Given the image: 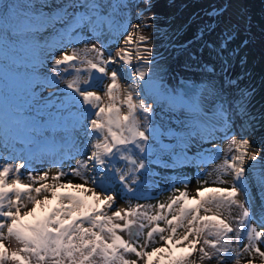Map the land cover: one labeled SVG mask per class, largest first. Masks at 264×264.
Instances as JSON below:
<instances>
[{
  "label": "snow or ice",
  "instance_id": "6c2138e0",
  "mask_svg": "<svg viewBox=\"0 0 264 264\" xmlns=\"http://www.w3.org/2000/svg\"><path fill=\"white\" fill-rule=\"evenodd\" d=\"M50 7L0 0V143L7 148L10 141L19 142L26 153L19 163L0 156V264H240L245 254L246 264L256 257L264 264V230L251 223L249 183L264 204V140L250 135L258 123L251 90L224 78L232 57L248 44L241 36L244 15L202 45L215 57L197 62L202 82L181 79L180 87H169L155 37L144 34L154 28V17L146 15L153 0H64L51 13L41 10ZM133 9L137 23L131 22ZM220 15L218 9L208 13L213 26L205 25L200 39L216 31ZM72 36L81 37L72 42L85 47L63 51ZM89 36L99 46L90 44ZM113 36L123 39L110 51L105 41ZM57 52L60 58L48 63ZM18 53L36 59L26 64ZM196 56L189 54L192 60ZM21 67L32 69L31 95L48 101L46 121H28L6 104ZM41 67H49L51 76H41ZM58 84L63 87L54 99L52 93L41 95ZM157 114L175 116L183 129L179 152L162 143L176 130L155 123ZM219 139L227 140L226 147L213 143L216 151L205 149L199 163L219 159L221 152L222 163L206 174L214 179L197 174L195 195L187 191L185 177L184 190L170 188L178 195L167 202L131 204L151 198L142 190L141 173L153 144L171 150L172 163L164 167L175 168L182 156L187 161L193 141ZM64 145L71 150L62 151ZM45 160L55 174L33 167ZM117 195L127 207L116 205ZM259 223L264 225V216Z\"/></svg>",
  "mask_w": 264,
  "mask_h": 264
},
{
  "label": "rangeland",
  "instance_id": "374dc122",
  "mask_svg": "<svg viewBox=\"0 0 264 264\" xmlns=\"http://www.w3.org/2000/svg\"><path fill=\"white\" fill-rule=\"evenodd\" d=\"M28 1L24 0L21 2L20 0H16L17 4L20 5H24ZM33 1L39 2L37 6L44 3L52 5L50 8L41 9L49 13L55 11L57 4L64 2V0ZM153 3L154 7L146 15L154 17V20L150 21L154 23V28L145 30L144 34L148 35L149 32H152L155 37L152 43L156 52L163 57L158 62L164 66L166 72L165 81L169 87H180L181 79L192 80L197 83L202 82L200 69L196 67L197 62H209L215 59V57H210L208 50L203 48L202 45L206 41H215L225 24H234L240 20L241 14L244 15L245 20L240 24L241 36L248 40V44L237 55L232 57L227 69V76L224 78L234 79L241 89L251 90V103L258 123L255 132L250 135L258 141L264 140V0H153ZM212 9H218L222 12V15L219 16V21L215 23L216 31L210 35L205 33L204 38L200 39L198 34L204 31L205 25H208V27L213 26L208 16V13ZM135 12L136 10L133 9L131 16L132 23L138 22ZM120 14L124 16L129 15L128 12ZM68 23H72L71 19H69ZM66 31L71 32V28L66 29ZM165 33L167 35H164ZM45 36L50 42L51 37H48L47 34ZM169 37H171V43L168 42ZM80 39L81 37L77 36L66 39L65 44L67 46L63 51L71 53L73 48L78 50L83 49L85 47L84 43L72 42ZM88 39L90 44L94 43L99 46V41L95 36H89ZM122 39V36H113L110 40H106L105 43L109 44L110 51H114L115 47L118 46L117 41ZM190 53L197 54L195 60L189 58ZM17 58L23 60L26 64L32 63V58L36 59L31 53H18ZM59 58V52H57L55 57H49L48 63L51 62V59ZM40 59H43L42 54ZM186 65H190V67L186 68ZM38 71L41 76L45 74L51 76L49 67H41ZM31 72L32 69H26L25 67L15 70L16 75L13 83V93L10 97L6 98V104L10 103L17 107L21 103L18 109L22 117L28 121H46L50 118V110L46 107L48 103L47 99L34 98L28 90ZM217 75L223 76V73L218 71ZM217 83H219V80H217ZM62 87L63 85L60 84L54 87H47L41 95L47 98L48 94L52 93L54 99L56 95L60 94L59 89ZM155 123L161 124L164 129L173 128L176 130L175 134L163 137L162 143L172 146V149L179 152L180 145L178 141L181 139L180 134L183 132V129L176 121L175 116H164L161 119L160 115L157 114ZM213 143L218 144L220 149H224L227 145V140L219 139L199 143L193 141L187 153V161L183 162L184 157L182 156L177 161L175 168L164 167L165 163H172L170 158L171 150L162 148L159 143L153 144L152 154L148 157L147 170L141 173V181L144 185L142 190L146 196L151 198L133 199L131 200V204L155 205L157 202H167L169 196L173 194L178 195V192L174 193L169 190L170 188L174 187L184 190L185 185L180 181L185 177L189 178L187 191L190 195H195L196 189L199 186L197 184V174H203L202 178L214 179V175L207 177L206 174L215 169L218 164L222 163V152L219 159L205 165L199 163L205 149L211 150L212 152L216 151V149H212ZM61 150L70 151L71 146L64 145ZM198 152L200 155H198ZM9 155L15 157L11 162H22V157L26 155L24 146L19 142L10 141L6 148L3 143H0V156ZM71 165L75 166V160L71 161ZM33 167L41 171L50 168V176L56 172V168L48 160L43 162L36 161ZM67 167L68 164L66 163L65 168ZM65 179H72L74 183L80 182L74 177H66ZM224 179L231 180V177L225 176ZM25 182H27L26 173ZM249 183L252 197L250 207L254 217L251 223L257 230H264V225L259 223V217L264 216V204H262L257 194L258 189L255 183L251 180ZM224 186L227 187L228 185ZM240 199H243V195H241ZM52 203L55 204L56 202L52 201ZM116 205L122 207L128 206L119 195H117ZM238 211V209H234L232 215H237ZM260 247L264 251V244H261ZM247 258L245 254L240 264H246ZM204 264H216V261H205ZM227 264H234V260H229ZM253 264H261L258 257L253 259Z\"/></svg>",
  "mask_w": 264,
  "mask_h": 264
},
{
  "label": "trees",
  "instance_id": "16d2710c",
  "mask_svg": "<svg viewBox=\"0 0 264 264\" xmlns=\"http://www.w3.org/2000/svg\"><path fill=\"white\" fill-rule=\"evenodd\" d=\"M20 1L23 2L24 0H20ZM14 2L17 3L16 0H5V3H14ZM29 2H33V3L36 4V5L39 4V2H37V1H33V0H29L27 3H29ZM34 60H35V59H33V58L31 59V61H34ZM24 63H25V62H24ZM16 105H17V103H16ZM20 105H21V103L18 104L16 108H19ZM18 106H19V107H18ZM21 148H22V147H21Z\"/></svg>",
  "mask_w": 264,
  "mask_h": 264
}]
</instances>
